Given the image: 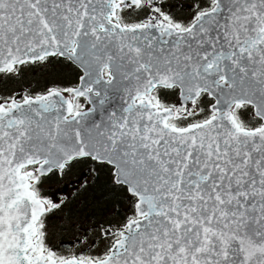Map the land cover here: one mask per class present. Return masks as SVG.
Here are the masks:
<instances>
[{
    "label": "water",
    "instance_id": "water-1",
    "mask_svg": "<svg viewBox=\"0 0 264 264\" xmlns=\"http://www.w3.org/2000/svg\"><path fill=\"white\" fill-rule=\"evenodd\" d=\"M213 1L162 34L112 22L114 0H0V70L65 57L90 107L69 117L54 91L0 112V264H264V126L240 128L230 113L246 103L264 122V0ZM160 87L183 101L208 93L218 115L168 127L170 111L149 103ZM82 158L113 166L138 217L97 262L30 257L46 206L22 167L46 175Z\"/></svg>",
    "mask_w": 264,
    "mask_h": 264
},
{
    "label": "rangeland",
    "instance_id": "rangeland-1",
    "mask_svg": "<svg viewBox=\"0 0 264 264\" xmlns=\"http://www.w3.org/2000/svg\"><path fill=\"white\" fill-rule=\"evenodd\" d=\"M201 3H208L211 8L214 5L213 3L211 4L209 0H138L133 3L121 0L117 3L118 8L114 21L121 26L126 25L132 27L140 24H150L158 27L162 33H165V29H168V27H175L177 29L182 27V29H184L191 25L201 13L198 9ZM47 58L49 57L43 56L41 59L30 60L15 68L0 71L1 107L4 106L8 108L10 104L18 102L19 99H24V97H39L46 92L54 91L59 92L62 97L68 98L72 104L75 103L78 97L74 93V89L79 85V77L81 74L79 70V77H77V80L72 84L71 89H66L64 91L54 87L52 89H44V92L37 96L26 95V91L41 87L42 83L46 80H50L54 84L57 81L60 82L65 76L70 77L75 75L71 68L61 67L58 64L54 67H47ZM62 59L64 61L67 60L65 57ZM69 62L71 63V61ZM72 66L75 67L74 64H72ZM106 75L105 71V77ZM80 96L83 98H81V106H79L81 109L79 110L82 112L89 110L90 107L87 102V95L84 94ZM149 99V103L158 105L160 109L164 107L166 110L170 111L171 116L167 117L164 121L171 127H176L174 125L180 124L179 127L184 128L187 125L195 124L200 120H207L210 116L215 115V112L211 111V104L213 102L208 93L205 96L201 95L195 99H185L183 101L176 87L172 89L160 87L156 92H152ZM239 106L242 105H233L232 111ZM74 112L73 110V113ZM260 122V126H262L263 123L262 121ZM79 162L77 161L70 164L61 172L56 171L55 177H57V181L55 179L49 180L52 188H48L55 191L54 195H56L57 198H54L55 200L53 203L50 201V205H48V202H45L46 206H48L47 210L59 204L61 198V200H68L73 194H76L75 198H82L84 195L83 193L80 197L77 196L78 188L81 187L85 180L89 179L91 174H96L97 171L95 168L93 170L91 166L87 167L88 163L86 165L85 163H81L80 165ZM95 162L97 161L95 160ZM97 163L102 166L101 169L110 171L113 176V166L107 163L104 165L105 162ZM81 166H86L91 170V173L78 181L79 179L77 180V177L81 171ZM86 167L83 168V170L86 169ZM27 173L28 176L34 175V177L29 178L33 185L36 175L40 174L38 164L32 166L31 170H28ZM105 174H107V172H105ZM35 181L38 183L37 179H35ZM88 181L90 182L92 180L90 179ZM44 182L45 181H42L41 186L46 189L49 182ZM112 183L114 185L119 184H115L114 179ZM125 190L126 202L122 203L120 208L123 214L125 213L127 216L126 219L121 218V216L117 214L115 205L111 204L109 206L108 204V207L103 208L98 202L94 204V208L89 212H85L84 210L83 214H73L71 216L66 212H63V215L53 214V216H49L47 220L40 221L36 224L33 235H31V238L34 239V244L31 247L32 254L34 253L37 255V253L42 252L45 255L49 254L58 261L75 257L84 262H96L104 258L110 253V247L122 238L119 230L126 228V222L136 218L138 214V199L128 192L127 189ZM67 240L70 241L69 244L65 243V246L61 245V242Z\"/></svg>",
    "mask_w": 264,
    "mask_h": 264
},
{
    "label": "trees",
    "instance_id": "trees-1",
    "mask_svg": "<svg viewBox=\"0 0 264 264\" xmlns=\"http://www.w3.org/2000/svg\"><path fill=\"white\" fill-rule=\"evenodd\" d=\"M205 2V1H203ZM209 5L208 3H204V4H200L199 5V11L202 12L203 10L209 9ZM47 67H54L56 66V64H58L61 67H67V68H71L73 70V72L75 73V77L74 76H65L64 78L61 79L60 82H55L53 84L52 81L50 80H46L45 82L42 83L41 87L34 89V90H30V91H26V95H33V96H37L39 94H42L44 91V89H49V88H58L59 90H68L71 89L72 84L77 80V77H79V73H78V69H76L75 67L72 66V64L67 61V60H63L62 58L58 57V56H53V57H49L47 58ZM75 79V80H73ZM73 80V81H70ZM48 91V90H46ZM79 106H81L80 102H77L76 105L74 106V108L78 109ZM233 113L235 114V119L238 122V124H240L242 127H246L249 129H254L255 127L260 126V120L257 117H254V115L251 112V108L250 106L243 104V106H239L236 109H234ZM80 165L81 163H85V165L88 163V166L93 167L96 169L97 173L96 174H91L89 179L85 180L81 187L78 188V193L77 196L80 197V195L83 193L84 195L82 196V198H75L76 194H73L70 199L68 200H59V204L55 205V207H53L52 209H50L42 218L41 221H45L48 219L49 216H53V214H62L63 212H66L67 214H69L70 216L73 214H83V211L85 210V212H89L91 209L94 208V204L96 202L100 203L101 207L106 208L111 204L115 205L116 207V212L117 214H119L121 216V218L126 219L127 216L125 215V213L123 214V211H121V204L125 203V197L126 195L124 193H126V188L121 185V184H117L114 185L112 183L113 177L110 171H105V169H101V165L97 162H95L94 160H89V159H85L82 160L81 162H79ZM106 165V164H104ZM87 166V167H88ZM86 167V166H85ZM83 166H81V171L78 174L77 180L80 181L82 178L81 174H82V170L83 168H85ZM26 169L25 171L31 170V167H27L24 168ZM101 171V172H100ZM105 172H107V174H105ZM57 172H51L49 174H46V176H40V175H36L35 179L38 180V183H36L35 179H34V184L32 185V188L34 190V192H36L37 196L41 197L46 203L55 200L54 198H57L56 195H54L55 191H53L52 189H49L48 187H51V183L49 182V180L51 181V179H55L57 181V177L56 174ZM104 174V175H103ZM92 176V177H91ZM30 177H34V175L30 176ZM92 180V181H88V180ZM42 181H45L44 183H48L49 184L46 186L47 188H43L41 186ZM52 188V187H51ZM77 199V200H75ZM55 203V202H54ZM50 204V203H49ZM56 204V203H55ZM63 215V214H62ZM58 217V216H57Z\"/></svg>",
    "mask_w": 264,
    "mask_h": 264
},
{
    "label": "flooded vegetation",
    "instance_id": "flooded-vegetation-1",
    "mask_svg": "<svg viewBox=\"0 0 264 264\" xmlns=\"http://www.w3.org/2000/svg\"><path fill=\"white\" fill-rule=\"evenodd\" d=\"M77 162V161H76ZM79 162V161H78ZM81 162V161H80ZM74 163V162H73ZM89 167V166H88ZM87 168V167H86ZM72 242V241H71ZM62 243H64V244H62ZM65 243L66 244H69L70 243V241L69 240H67V241H63V242H61V245H64L65 246ZM61 247V246H60Z\"/></svg>",
    "mask_w": 264,
    "mask_h": 264
},
{
    "label": "bare ground",
    "instance_id": "bare-ground-1",
    "mask_svg": "<svg viewBox=\"0 0 264 264\" xmlns=\"http://www.w3.org/2000/svg\"><path fill=\"white\" fill-rule=\"evenodd\" d=\"M116 3H118V2H115V3H113V4H116ZM63 99H65V98L63 97Z\"/></svg>",
    "mask_w": 264,
    "mask_h": 264
}]
</instances>
